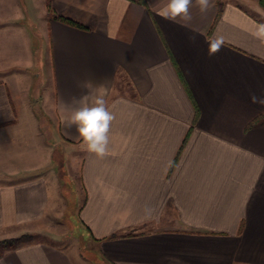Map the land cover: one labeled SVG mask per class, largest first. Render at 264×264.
Returning <instances> with one entry per match:
<instances>
[{"label": "crops", "instance_id": "crops-1", "mask_svg": "<svg viewBox=\"0 0 264 264\" xmlns=\"http://www.w3.org/2000/svg\"><path fill=\"white\" fill-rule=\"evenodd\" d=\"M167 2L0 0V240L32 237L0 264H264V10L193 0L171 22ZM98 98L103 157L69 124Z\"/></svg>", "mask_w": 264, "mask_h": 264}, {"label": "clouds", "instance_id": "clouds-1", "mask_svg": "<svg viewBox=\"0 0 264 264\" xmlns=\"http://www.w3.org/2000/svg\"><path fill=\"white\" fill-rule=\"evenodd\" d=\"M192 4L193 0H168L158 10L157 15L171 22L188 21L191 20L189 10ZM196 5L201 12H206L211 6L210 0H196ZM252 34L261 43H264V24H257ZM207 42L210 56L218 53L224 44L222 37L210 38ZM252 101L264 104V97L253 95ZM113 119L104 99L98 98L92 106L85 105L76 109L70 117L69 124L76 127L82 145L86 146L87 152L103 157L107 153L110 143L109 133Z\"/></svg>", "mask_w": 264, "mask_h": 264}, {"label": "rangeland", "instance_id": "rangeland-1", "mask_svg": "<svg viewBox=\"0 0 264 264\" xmlns=\"http://www.w3.org/2000/svg\"><path fill=\"white\" fill-rule=\"evenodd\" d=\"M51 88H52V86H51ZM51 88H49V95L50 96L52 94L51 93L52 92ZM48 124L50 126L51 132L53 134H55L54 124H52V123H48ZM58 173H61V172L60 171L58 172V169H57V175H58ZM62 173H63V176L60 179L61 183H62V185H61L62 186V193L65 196V198H67V200L70 201L71 204H72V206L69 208L68 212L66 213L65 217L63 219H61L64 222L65 226H66L65 242H67L69 244L72 241V243L74 242V244H76L77 241L81 240L82 248H83V250L85 252L86 251V241L88 239V235H87L86 231L76 223L75 214H76V208L78 206V200L74 199L71 196L72 195L71 192L74 189L73 185L75 183H73V182L69 183L68 182L69 178H68V176H66L65 171L62 172ZM72 175H74V174H72ZM64 180H66V181H64ZM75 235L77 236V238H79V240L75 238ZM39 238H44L45 239V237H42V236H39Z\"/></svg>", "mask_w": 264, "mask_h": 264}, {"label": "trees", "instance_id": "trees-1", "mask_svg": "<svg viewBox=\"0 0 264 264\" xmlns=\"http://www.w3.org/2000/svg\"><path fill=\"white\" fill-rule=\"evenodd\" d=\"M258 4L264 10V0H258ZM57 20L62 21L64 23H67L69 25H73V26H77V27L81 28V26L79 24H77L71 20H68L66 18L57 17ZM59 171L61 173H58V175L60 174L59 178L61 179L63 176L62 172H64L63 167L58 166V172ZM31 241H32V237L29 234H22L19 237H13V238H7V239L0 240V258L6 252L13 251L22 245L30 243Z\"/></svg>", "mask_w": 264, "mask_h": 264}]
</instances>
